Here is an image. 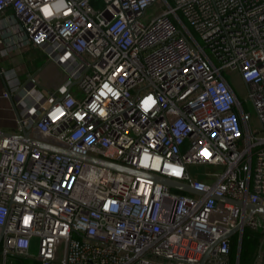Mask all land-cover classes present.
<instances>
[{
	"label": "built area",
	"instance_id": "1",
	"mask_svg": "<svg viewBox=\"0 0 264 264\" xmlns=\"http://www.w3.org/2000/svg\"><path fill=\"white\" fill-rule=\"evenodd\" d=\"M6 8L65 79L46 94L35 77L11 79L1 93L21 113L17 132L0 135V264L32 257L34 238L39 264L264 261V213L246 207L264 208V0H0ZM190 164L215 168L196 179ZM245 227L260 234L240 262Z\"/></svg>",
	"mask_w": 264,
	"mask_h": 264
},
{
	"label": "crops",
	"instance_id": "2",
	"mask_svg": "<svg viewBox=\"0 0 264 264\" xmlns=\"http://www.w3.org/2000/svg\"><path fill=\"white\" fill-rule=\"evenodd\" d=\"M0 41V131L13 133L17 132L21 112L10 98L1 95L9 85L8 80L24 83L29 77H35L46 94L45 89L59 86L65 74L59 63L48 58L44 48L34 47L25 40L10 8L0 14ZM231 253L236 254V247L233 249L232 244Z\"/></svg>",
	"mask_w": 264,
	"mask_h": 264
},
{
	"label": "water",
	"instance_id": "3",
	"mask_svg": "<svg viewBox=\"0 0 264 264\" xmlns=\"http://www.w3.org/2000/svg\"><path fill=\"white\" fill-rule=\"evenodd\" d=\"M9 133L7 132H2L0 131V135H8ZM18 138L25 142V143H28V144H31V145H35V146H38V147H42V148H49L51 150H54V151H57V152H60L62 154H68V155H71L73 157H77V158H80V159H84V160H94L92 158H89L87 156H81V155H78V154H75V153H72L70 152L69 150H65V149H61V148H58V147H50L46 144H43L42 142H39V141H35V140H30L28 138V135H27V132H24L22 136H18ZM96 161V160H95ZM106 166H109V167H112V168H115V169H120V170H126V171H130L129 169H126V168H122L121 166L119 165H116V164H113V163H106V162H100ZM159 180L167 185H170L172 187H177V188H181L185 191H188V192H192V193H200V191L198 190H195L194 188H192L191 186H186V185H183V184H179L177 182H174V181H171L169 179H166V178H159ZM222 200H228L227 198H222ZM234 203L238 204V205H242L243 203L241 201H234ZM246 207L250 210V213H253L255 211H259V212H262L264 213V208L262 207H259V206H255V205H246ZM237 227H234L233 229H231L230 231H227L225 232L222 236H220L219 238L221 237H224V236H227L229 235L230 233H232ZM2 234H3V227H0V239L2 237ZM218 238V239H219ZM202 264V261L201 263Z\"/></svg>",
	"mask_w": 264,
	"mask_h": 264
},
{
	"label": "rangeland",
	"instance_id": "4",
	"mask_svg": "<svg viewBox=\"0 0 264 264\" xmlns=\"http://www.w3.org/2000/svg\"><path fill=\"white\" fill-rule=\"evenodd\" d=\"M229 76H230V74L228 75V78H229ZM230 79H231V77H230ZM232 86H233L236 94L240 98V100L243 101V98H242L243 89L241 88L240 83L238 84L237 81L234 79ZM244 106L246 108H248L249 110H251V107L245 101H244ZM214 168H215L214 166H207V165H201V164H190V165H188V169H189L192 177L196 178V179H205L206 178L205 173L206 172H213ZM216 169H218V168H216ZM255 216L258 220L262 219V215L260 213H255ZM250 230L252 232H254L253 234H255V233L260 234L258 229L257 230L250 229ZM37 250H38L37 239L34 238L32 240V244L30 247V254L33 256L28 258L29 261L31 262V264H39L38 259L36 257H34L37 254ZM9 257L11 259V262L9 260L8 264H21V259H19L18 256H13L12 254H10ZM262 263H264V261L262 258H260L259 264H262Z\"/></svg>",
	"mask_w": 264,
	"mask_h": 264
},
{
	"label": "trees",
	"instance_id": "5",
	"mask_svg": "<svg viewBox=\"0 0 264 264\" xmlns=\"http://www.w3.org/2000/svg\"><path fill=\"white\" fill-rule=\"evenodd\" d=\"M252 232L248 227H245L241 236L240 247V262H246L250 260L254 250L259 241V234ZM257 234V235H256ZM237 238L234 237L232 241V248L236 247ZM21 259V264H31L28 257L18 256Z\"/></svg>",
	"mask_w": 264,
	"mask_h": 264
},
{
	"label": "flooded vegetation",
	"instance_id": "6",
	"mask_svg": "<svg viewBox=\"0 0 264 264\" xmlns=\"http://www.w3.org/2000/svg\"><path fill=\"white\" fill-rule=\"evenodd\" d=\"M0 241H1V239H0Z\"/></svg>",
	"mask_w": 264,
	"mask_h": 264
}]
</instances>
